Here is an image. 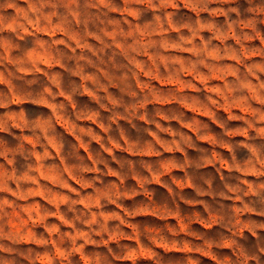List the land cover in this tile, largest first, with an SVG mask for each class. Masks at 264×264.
I'll use <instances>...</instances> for the list:
<instances>
[{"label":"clouds","instance_id":"obj_1","mask_svg":"<svg viewBox=\"0 0 264 264\" xmlns=\"http://www.w3.org/2000/svg\"><path fill=\"white\" fill-rule=\"evenodd\" d=\"M0 264H264V0H0Z\"/></svg>","mask_w":264,"mask_h":264}]
</instances>
